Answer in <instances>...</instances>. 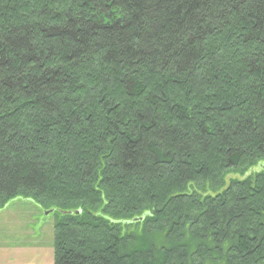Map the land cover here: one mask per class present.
<instances>
[{"label": "trees", "instance_id": "trees-1", "mask_svg": "<svg viewBox=\"0 0 264 264\" xmlns=\"http://www.w3.org/2000/svg\"><path fill=\"white\" fill-rule=\"evenodd\" d=\"M53 264H264V0H0V209Z\"/></svg>", "mask_w": 264, "mask_h": 264}, {"label": "rangeland", "instance_id": "rangeland-1", "mask_svg": "<svg viewBox=\"0 0 264 264\" xmlns=\"http://www.w3.org/2000/svg\"><path fill=\"white\" fill-rule=\"evenodd\" d=\"M54 213L43 211L34 203L22 199L12 201L0 211V240L13 244L26 233L39 234L43 246L52 245ZM36 240V239H35Z\"/></svg>", "mask_w": 264, "mask_h": 264}, {"label": "crops", "instance_id": "crops-1", "mask_svg": "<svg viewBox=\"0 0 264 264\" xmlns=\"http://www.w3.org/2000/svg\"><path fill=\"white\" fill-rule=\"evenodd\" d=\"M0 264H53L52 245L43 246L39 234L35 238L34 233L26 232L13 244H9L8 239L0 240Z\"/></svg>", "mask_w": 264, "mask_h": 264}]
</instances>
